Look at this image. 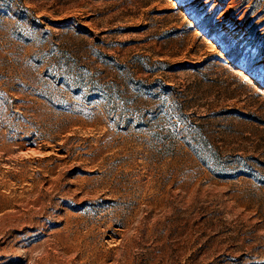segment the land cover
<instances>
[{
  "label": "rangeland",
  "instance_id": "374dc122",
  "mask_svg": "<svg viewBox=\"0 0 264 264\" xmlns=\"http://www.w3.org/2000/svg\"><path fill=\"white\" fill-rule=\"evenodd\" d=\"M0 264H264V0H0Z\"/></svg>",
  "mask_w": 264,
  "mask_h": 264
},
{
  "label": "bare ground",
  "instance_id": "6f19581e",
  "mask_svg": "<svg viewBox=\"0 0 264 264\" xmlns=\"http://www.w3.org/2000/svg\"><path fill=\"white\" fill-rule=\"evenodd\" d=\"M238 72V71H237ZM243 73V72H242ZM241 75V74H240ZM243 78V77H242ZM248 78V77H247Z\"/></svg>",
  "mask_w": 264,
  "mask_h": 264
}]
</instances>
